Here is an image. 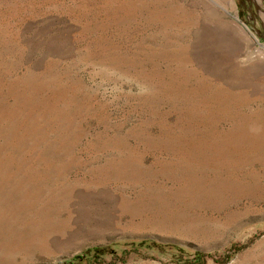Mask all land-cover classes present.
<instances>
[{"label":"rangeland","instance_id":"374dc122","mask_svg":"<svg viewBox=\"0 0 264 264\" xmlns=\"http://www.w3.org/2000/svg\"><path fill=\"white\" fill-rule=\"evenodd\" d=\"M90 255L264 264V0H0V264Z\"/></svg>","mask_w":264,"mask_h":264},{"label":"trees","instance_id":"16d2710c","mask_svg":"<svg viewBox=\"0 0 264 264\" xmlns=\"http://www.w3.org/2000/svg\"><path fill=\"white\" fill-rule=\"evenodd\" d=\"M94 249V248H93ZM126 253H127V251H123V252H121L120 253V255H115V254H113L112 255V259L113 260H116V261H119V262H121V263H124L125 262V260H126ZM91 257H86L85 258V261H87V263L86 264H101L102 262H104L103 261V259H100V257H98L97 255H90ZM204 257V256H203ZM101 260V261H100ZM227 259H224V261H226ZM197 263H202V260L201 259H199L198 261H197ZM112 264V263H111Z\"/></svg>","mask_w":264,"mask_h":264}]
</instances>
